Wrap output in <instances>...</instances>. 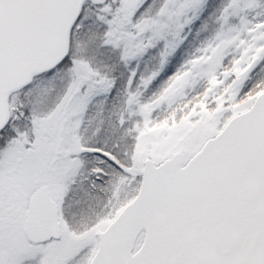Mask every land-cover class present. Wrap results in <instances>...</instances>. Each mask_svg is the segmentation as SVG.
<instances>
[{
    "label": "snow or ice",
    "instance_id": "6c2138e0",
    "mask_svg": "<svg viewBox=\"0 0 264 264\" xmlns=\"http://www.w3.org/2000/svg\"><path fill=\"white\" fill-rule=\"evenodd\" d=\"M0 264H264V0H0Z\"/></svg>",
    "mask_w": 264,
    "mask_h": 264
}]
</instances>
